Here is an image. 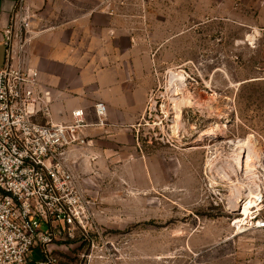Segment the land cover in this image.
<instances>
[{"label": "rangeland", "instance_id": "1", "mask_svg": "<svg viewBox=\"0 0 264 264\" xmlns=\"http://www.w3.org/2000/svg\"><path fill=\"white\" fill-rule=\"evenodd\" d=\"M112 1L149 48V101L79 178L95 247L61 234L57 264H264V0Z\"/></svg>", "mask_w": 264, "mask_h": 264}, {"label": "built area", "instance_id": "2", "mask_svg": "<svg viewBox=\"0 0 264 264\" xmlns=\"http://www.w3.org/2000/svg\"><path fill=\"white\" fill-rule=\"evenodd\" d=\"M32 18L20 0L6 31L7 64L0 67V264H28L34 248L44 254L39 264H57L49 245L61 234L74 238L81 233L94 248L91 232L98 230L92 200L68 162L69 148L90 144L92 124L83 108L72 111L70 122L51 120L40 72L23 62L34 36ZM95 109L97 124H103L106 106L99 103ZM42 221L49 225L46 231ZM91 257L81 264H90Z\"/></svg>", "mask_w": 264, "mask_h": 264}, {"label": "crops", "instance_id": "3", "mask_svg": "<svg viewBox=\"0 0 264 264\" xmlns=\"http://www.w3.org/2000/svg\"><path fill=\"white\" fill-rule=\"evenodd\" d=\"M19 2L0 0V67L7 64L6 31ZM24 2L36 13L37 29L25 47V66L40 72L42 88L49 92L51 120L70 122L72 111L83 108L92 124L87 129L90 144L68 150L79 181L95 166L96 155L111 153L117 140L125 146L127 135L140 125L152 84L149 48L112 0ZM99 103L106 106L103 124H97Z\"/></svg>", "mask_w": 264, "mask_h": 264}, {"label": "bare ground", "instance_id": "4", "mask_svg": "<svg viewBox=\"0 0 264 264\" xmlns=\"http://www.w3.org/2000/svg\"><path fill=\"white\" fill-rule=\"evenodd\" d=\"M173 73V72H172ZM171 78V77H170ZM176 80V79H175ZM182 82V81H181ZM179 83V82H178ZM180 85V84H179ZM180 88H178L177 86V90H179ZM170 92V91H169ZM179 92V91H177ZM182 92V91H181ZM181 95V94H180ZM185 99V98H184ZM186 101V100H185ZM192 102V101H191ZM183 103V102H182ZM182 103H176L177 107L180 108ZM190 103V102H189ZM193 103V102H192ZM186 104V103H185ZM184 106V105H183ZM177 109V108H176ZM180 112L178 113V115L181 113V110H179ZM168 112V111H167ZM183 112V111H182ZM253 162V161H252ZM243 164V163H241ZM238 165V164H237ZM252 165L249 163L248 167H251ZM251 170V169H248ZM241 171V170H240ZM252 171V170H251ZM221 173V172H220ZM238 173V172H237ZM257 173V172H256ZM255 175V174H254ZM238 176V175H237ZM246 176V175H245ZM256 176V175H255ZM244 178V177H243ZM236 184V183H235ZM245 184V183H244ZM242 186V185H240ZM242 188V187H241ZM253 191V190H252ZM251 193V192H250ZM257 196L259 195H255L254 193H251L249 195L250 200L248 202H246L240 209L243 210L242 214H249L250 210L252 208H254L256 205H258V199ZM247 219V218H246ZM238 222H240L239 220H237ZM236 221V222H237ZM240 224V223H239Z\"/></svg>", "mask_w": 264, "mask_h": 264}]
</instances>
